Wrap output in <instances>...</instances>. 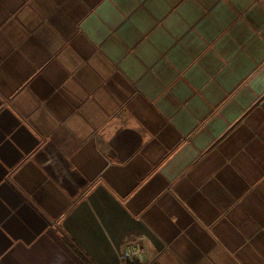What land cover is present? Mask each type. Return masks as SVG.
<instances>
[{"label":"crops","instance_id":"crops-1","mask_svg":"<svg viewBox=\"0 0 264 264\" xmlns=\"http://www.w3.org/2000/svg\"><path fill=\"white\" fill-rule=\"evenodd\" d=\"M264 264V0H0V264Z\"/></svg>","mask_w":264,"mask_h":264},{"label":"built area","instance_id":"built-area-1","mask_svg":"<svg viewBox=\"0 0 264 264\" xmlns=\"http://www.w3.org/2000/svg\"><path fill=\"white\" fill-rule=\"evenodd\" d=\"M122 260L129 264H139L144 259V247L139 243H129L121 253Z\"/></svg>","mask_w":264,"mask_h":264}]
</instances>
